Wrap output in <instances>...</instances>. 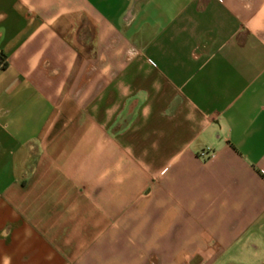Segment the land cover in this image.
<instances>
[{
  "label": "crops",
  "instance_id": "obj_1",
  "mask_svg": "<svg viewBox=\"0 0 264 264\" xmlns=\"http://www.w3.org/2000/svg\"><path fill=\"white\" fill-rule=\"evenodd\" d=\"M157 260L264 264V0H0V264Z\"/></svg>",
  "mask_w": 264,
  "mask_h": 264
},
{
  "label": "built area",
  "instance_id": "obj_2",
  "mask_svg": "<svg viewBox=\"0 0 264 264\" xmlns=\"http://www.w3.org/2000/svg\"><path fill=\"white\" fill-rule=\"evenodd\" d=\"M211 154V149L209 148H204L199 152V156L202 158H208Z\"/></svg>",
  "mask_w": 264,
  "mask_h": 264
},
{
  "label": "rangeland",
  "instance_id": "obj_3",
  "mask_svg": "<svg viewBox=\"0 0 264 264\" xmlns=\"http://www.w3.org/2000/svg\"><path fill=\"white\" fill-rule=\"evenodd\" d=\"M174 262V261H173ZM164 262L163 261H150V264H163ZM194 261H188V264H193Z\"/></svg>",
  "mask_w": 264,
  "mask_h": 264
}]
</instances>
